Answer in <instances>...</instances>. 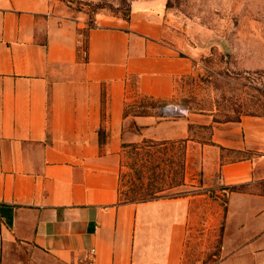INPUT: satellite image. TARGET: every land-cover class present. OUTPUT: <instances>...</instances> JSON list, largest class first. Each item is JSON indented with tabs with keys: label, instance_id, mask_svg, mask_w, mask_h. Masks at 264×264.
<instances>
[{
	"label": "crops",
	"instance_id": "obj_1",
	"mask_svg": "<svg viewBox=\"0 0 264 264\" xmlns=\"http://www.w3.org/2000/svg\"><path fill=\"white\" fill-rule=\"evenodd\" d=\"M85 26L59 0H0V264H264V116L129 112L173 101L192 48L152 1ZM144 140L186 144L193 191L119 200L123 145Z\"/></svg>",
	"mask_w": 264,
	"mask_h": 264
},
{
	"label": "rangeland",
	"instance_id": "obj_2",
	"mask_svg": "<svg viewBox=\"0 0 264 264\" xmlns=\"http://www.w3.org/2000/svg\"><path fill=\"white\" fill-rule=\"evenodd\" d=\"M59 1L85 22L82 33L98 17H111L113 22L127 20L132 2L152 1L155 13L163 15L176 37L192 48V74L179 82L173 101L149 105L139 97L133 100L134 107L129 112L154 113L165 118L210 115L215 122L233 121L245 115L264 116V0ZM164 107L183 108L185 114L167 116L162 111ZM195 119L198 121L191 126L193 135L203 142L209 131L203 127V117ZM151 153H154L152 166H156L153 184L162 190L157 197H178L193 191L187 185L171 187L175 160L169 145L154 148ZM123 162L119 198L147 197L148 181L142 180L140 187L129 168L131 157H125ZM192 169H197L196 163Z\"/></svg>",
	"mask_w": 264,
	"mask_h": 264
},
{
	"label": "trees",
	"instance_id": "obj_3",
	"mask_svg": "<svg viewBox=\"0 0 264 264\" xmlns=\"http://www.w3.org/2000/svg\"><path fill=\"white\" fill-rule=\"evenodd\" d=\"M142 101H146L147 104L149 102V105L151 103H161L159 101H154L151 98L148 97H141ZM139 113V114H144ZM173 150L174 152V160L173 161V178L171 179V187L176 188L178 186L183 185L184 183V175H185V154H186V149L184 146L183 141H177V142H155L151 140H144L140 144H135V145H123V156L121 160V168L124 165V158L129 156L132 159V164H130V169L135 175V181L142 182V180L146 179L148 181L147 184V189H146V195L147 197H140V198H126L124 200H121L122 202H142V201H147V200H153L156 198H159L156 196L157 193H161V189H157L154 187V171L156 166H152L153 162L151 160L153 159L154 153H151L154 148H157L159 146H168ZM182 145V146H181ZM128 149V151L126 150ZM151 150V151H150ZM158 152V150L156 151ZM155 152V153H156ZM142 169V170H140ZM144 176H142V174ZM142 187L143 183L140 184ZM136 191V190H135ZM134 191V192H135ZM136 193V192H135ZM120 194V193H119ZM138 194V193H136Z\"/></svg>",
	"mask_w": 264,
	"mask_h": 264
},
{
	"label": "built area",
	"instance_id": "obj_4",
	"mask_svg": "<svg viewBox=\"0 0 264 264\" xmlns=\"http://www.w3.org/2000/svg\"><path fill=\"white\" fill-rule=\"evenodd\" d=\"M162 111L167 116L185 114L184 109L183 108H178V107H164L162 109ZM89 264H92V262H90Z\"/></svg>",
	"mask_w": 264,
	"mask_h": 264
}]
</instances>
